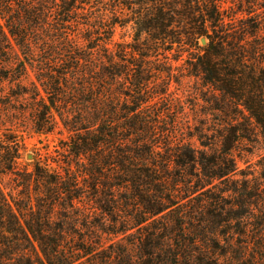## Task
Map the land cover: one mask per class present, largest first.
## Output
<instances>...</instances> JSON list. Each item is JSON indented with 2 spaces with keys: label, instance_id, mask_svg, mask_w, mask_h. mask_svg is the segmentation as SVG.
I'll use <instances>...</instances> for the list:
<instances>
[{
  "label": "trees",
  "instance_id": "obj_1",
  "mask_svg": "<svg viewBox=\"0 0 264 264\" xmlns=\"http://www.w3.org/2000/svg\"><path fill=\"white\" fill-rule=\"evenodd\" d=\"M193 1L213 33L197 31L210 43L188 74L225 118L206 134L184 133L182 107L172 110L156 83L158 46L141 41L155 13L135 16L137 47L126 59V42L112 43L126 24L116 5L110 12L122 21L105 25L104 14L92 24L85 8L105 0H0L3 126L29 120L35 132L61 126L69 137L60 170H51L20 169V148L0 136V179L13 183L8 192L0 183V264H264V190L235 179L234 155L264 126V112L240 103L228 64L257 56L259 26L226 29L222 0ZM80 25L83 45L72 38ZM215 54L223 64L211 62Z\"/></svg>",
  "mask_w": 264,
  "mask_h": 264
},
{
  "label": "rangeland",
  "instance_id": "obj_2",
  "mask_svg": "<svg viewBox=\"0 0 264 264\" xmlns=\"http://www.w3.org/2000/svg\"><path fill=\"white\" fill-rule=\"evenodd\" d=\"M222 2L227 16L225 22H228L226 29H242L241 23L245 20L248 24H258L259 26L258 34L254 37V40L260 43L257 56L249 61L229 60L228 64L236 65L233 72L237 73L240 103L245 104L249 100L257 110L264 112V65L262 64L264 62V10L263 7H260L261 4L264 5V0H222ZM124 3H126V8L120 5ZM115 5L117 10L123 9V14H126V18L118 14L126 19V24L123 27L115 26L112 43L126 42V59L129 58L130 48L137 47L134 40L135 27H137L134 23L135 16L140 11L155 13L158 24L152 23L154 27L149 28L151 35L143 34L141 41L147 38L149 46H158L157 50L160 56L157 59L154 58L156 54H153L154 57L151 58V66L159 76L156 83L159 84L160 90H165L168 95L172 110L182 107L183 116H181L180 122L184 133L203 132L206 134L215 130L225 118L210 104L208 89L202 85L201 80L188 74L192 70L191 64H194L199 56L206 55V49L210 43V39L206 35H200L197 31L204 28L207 29L209 35L213 33L209 24L202 23L201 18L197 15L198 6L193 0H156L145 2L142 6L133 5L131 0H105L103 4L94 5L92 8L85 6L88 9V20L93 22L92 24L97 23L99 20L97 17L101 13L104 14L105 25L112 20L122 21L121 18L118 19L110 12ZM228 16L233 18L230 20ZM82 22L85 23V19ZM85 28L86 26L80 25L72 35L78 45L86 43L83 39ZM162 31L165 32V35L162 34ZM202 39H205L204 44ZM188 57H191L193 61L184 62ZM210 60L214 65L223 64L220 61V56L216 54L211 56ZM220 69L224 74L225 67H220ZM167 73H170L171 80H168ZM32 80L33 76L30 75L21 83L29 86ZM13 88L15 89V84H13ZM164 98L167 96H163ZM20 104L21 102L16 103V106L21 107ZM26 123V125H21L18 120H13L3 126L0 118L1 138L18 145L21 150L19 168L32 169L34 165L41 164L49 166L51 170H56L58 162H61L62 159V150L69 141L67 132L61 126L52 133L35 132L31 128V121L28 120ZM186 140L192 147H199L196 137ZM234 155L238 167L235 179L249 180L251 185H260L264 190V180L261 178V169L264 167V126L255 125L254 135L249 140L243 139L238 144ZM0 183L6 192L13 185L9 176H3Z\"/></svg>",
  "mask_w": 264,
  "mask_h": 264
},
{
  "label": "water",
  "instance_id": "obj_3",
  "mask_svg": "<svg viewBox=\"0 0 264 264\" xmlns=\"http://www.w3.org/2000/svg\"><path fill=\"white\" fill-rule=\"evenodd\" d=\"M202 43H203V44L205 43V39H202Z\"/></svg>",
  "mask_w": 264,
  "mask_h": 264
}]
</instances>
